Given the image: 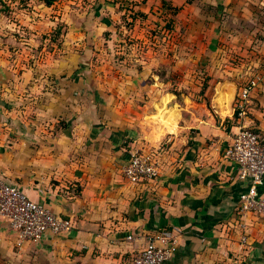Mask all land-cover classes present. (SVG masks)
Here are the masks:
<instances>
[{
	"label": "crops",
	"instance_id": "obj_1",
	"mask_svg": "<svg viewBox=\"0 0 264 264\" xmlns=\"http://www.w3.org/2000/svg\"><path fill=\"white\" fill-rule=\"evenodd\" d=\"M3 1L11 8L14 5L13 0ZM37 1L41 17L61 8L59 2L48 7ZM171 5L175 7V3ZM56 65L44 70L48 76H57ZM13 71L8 52L0 46V179L72 223L68 232L46 234L37 245L26 246L38 250L52 264H131L149 234L178 227L181 234L173 255L163 264H264V216L247 221L246 244L241 243L242 233L234 226L239 195L248 181L238 180L236 166L225 159L224 150L238 126L264 132L257 115L232 119L236 80L230 81L234 86L223 101L212 94L209 107L213 113L194 100L180 104L171 94L161 106H150L156 111L150 116L162 109L163 123L144 124L141 119L133 126L114 129L105 125V120H93L94 127H86V136L76 135L73 142L63 135L50 137L48 120L40 121L38 131L32 128V133L36 121L27 119L25 109L17 111L6 100L14 93L10 90ZM239 74L232 76L247 77V72ZM262 75L263 70L252 73V77ZM69 90L66 92L73 93L74 88ZM255 96L253 92L252 98ZM53 105L59 118L61 104ZM225 120L232 125L224 127ZM71 132L75 136L74 129ZM146 136L156 143H148ZM32 139L40 142L37 151L32 149ZM87 139L93 142L92 147L77 154L75 147L82 149L80 145ZM99 144L102 150L96 148ZM140 146L160 147L161 174L148 186L131 185L121 174L128 151ZM65 152L75 155L70 164L62 163ZM258 191L264 194V183ZM9 239L14 242L0 216V240L11 244Z\"/></svg>",
	"mask_w": 264,
	"mask_h": 264
},
{
	"label": "rangeland",
	"instance_id": "obj_2",
	"mask_svg": "<svg viewBox=\"0 0 264 264\" xmlns=\"http://www.w3.org/2000/svg\"><path fill=\"white\" fill-rule=\"evenodd\" d=\"M12 2V8H0V46L14 70V93L6 100L15 110L27 111L26 118L36 121L35 132L40 121L48 120L50 137L63 135L74 142L76 135L86 136V127H94L93 120H105L114 129L141 119L163 123L162 109L150 116L156 112L150 106H161L171 94L180 104L194 100L213 113L212 94L223 101L236 80L233 107L240 90L258 79L243 116L257 115L264 130V75L252 77L264 71V0H54L61 8L43 17L37 0ZM55 63L52 78L44 70ZM243 71L248 78L232 76ZM70 87L76 94L66 92ZM54 102L61 104L59 118ZM215 120L221 122L218 116ZM32 142L37 151L40 142ZM91 145L85 140L82 149L75 147L77 154ZM64 155L63 164L75 156ZM9 242L0 240V264H52L32 246Z\"/></svg>",
	"mask_w": 264,
	"mask_h": 264
},
{
	"label": "built area",
	"instance_id": "obj_3",
	"mask_svg": "<svg viewBox=\"0 0 264 264\" xmlns=\"http://www.w3.org/2000/svg\"><path fill=\"white\" fill-rule=\"evenodd\" d=\"M3 3L0 0V7ZM258 81H250L235 99L233 114L237 111V120L243 117L246 99ZM159 148L131 147L121 170L123 178L131 185L155 183L162 168ZM224 157L236 166L238 180L248 181L247 188L239 195V206L234 214V226L242 233L241 243L246 244L247 221L264 216V194L258 191L264 183V132L238 126L224 150ZM0 216L7 222L18 248L37 245L46 234L59 235L72 227L70 220L58 218L43 205L32 201L18 186L9 185L1 179ZM180 234L178 227L149 234L144 248L133 257L131 264L167 262L173 255L176 238Z\"/></svg>",
	"mask_w": 264,
	"mask_h": 264
},
{
	"label": "trees",
	"instance_id": "obj_4",
	"mask_svg": "<svg viewBox=\"0 0 264 264\" xmlns=\"http://www.w3.org/2000/svg\"><path fill=\"white\" fill-rule=\"evenodd\" d=\"M46 6H52L53 3H54V0H41ZM204 89L202 90V93H203ZM233 118L234 119H237L238 118V115H237V111L233 114ZM245 190V189H244ZM242 192V191H241Z\"/></svg>",
	"mask_w": 264,
	"mask_h": 264
}]
</instances>
